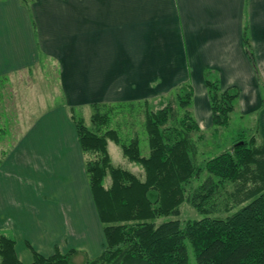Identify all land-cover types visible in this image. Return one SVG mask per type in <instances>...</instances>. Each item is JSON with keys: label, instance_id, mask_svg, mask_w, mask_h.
Wrapping results in <instances>:
<instances>
[{"label": "crops", "instance_id": "crops-1", "mask_svg": "<svg viewBox=\"0 0 264 264\" xmlns=\"http://www.w3.org/2000/svg\"><path fill=\"white\" fill-rule=\"evenodd\" d=\"M245 22L264 82V0H0V137L12 128L7 82L19 80L14 88L24 92L27 71L46 57L65 105L149 103L190 83L202 129L200 121H210L204 77L214 72L222 88L239 89V111L251 113L261 98L243 48ZM65 110H44L14 144L0 145V228L20 233L14 230L24 240L15 250L24 263L32 260L27 242L45 256L56 244L94 255L103 238ZM259 133L264 139V109Z\"/></svg>", "mask_w": 264, "mask_h": 264}, {"label": "trees", "instance_id": "trees-1", "mask_svg": "<svg viewBox=\"0 0 264 264\" xmlns=\"http://www.w3.org/2000/svg\"><path fill=\"white\" fill-rule=\"evenodd\" d=\"M19 1L28 6L33 0ZM242 43L256 80H261L247 22ZM204 85L211 127L228 125L239 89L222 88L218 78L207 76ZM169 94L156 109H149L147 100L95 103L90 124L67 106L103 235L102 250L77 264H189L187 243L194 264H264V139L239 134L231 150L198 160V142L205 136L188 108L193 88L184 83ZM125 107L137 114L147 133V155L141 154L135 123L132 132L122 131L123 139L119 122L113 121L116 108ZM108 141L139 164L142 174L114 164ZM204 171L207 175L196 184ZM183 202L202 217L177 218ZM15 244L12 233L0 228V264H75L73 257L80 252H62L56 244L45 256L27 242L32 260L24 263Z\"/></svg>", "mask_w": 264, "mask_h": 264}, {"label": "rangeland", "instance_id": "rangeland-1", "mask_svg": "<svg viewBox=\"0 0 264 264\" xmlns=\"http://www.w3.org/2000/svg\"><path fill=\"white\" fill-rule=\"evenodd\" d=\"M49 57L41 59L34 67L30 68L29 72L27 71V75L30 76L29 83H24V88L26 89V85L29 84V88L24 92L20 90V93L16 92L14 85L18 84L17 79L12 81H8L6 84V90L4 92V100L7 102L6 104V113L8 114L6 121H9L8 128L6 134L0 137V145L1 144H14L17 139L19 138L18 135L21 133V127L25 124H28L32 120H35L37 116H39L44 110L51 109L53 107H58V105H62L66 110L67 120L71 121L70 119V112L67 110V106L63 101V97L58 94L57 89L55 87L58 86V82L56 81L55 76V65L52 59H48ZM207 77L215 78L214 72L206 73ZM217 78V77H216ZM28 82V81H27ZM257 88L260 93L261 98V105L253 112H246L242 113L239 111V107L237 106L238 100L234 102V109L230 113V119L228 125L226 126H218L216 129L210 125V121L205 124V120H201L200 124L202 125V131L204 133V140L198 142L199 153H198V160H202L206 157H209L213 154L219 153L225 150H231L233 146V142L237 139L239 134H243L245 138H248L251 134H256L260 136L259 133V124L261 122V112L264 109V82L262 80H256ZM221 86V83H220ZM23 87V86H22ZM236 87V86H235ZM20 94V95H19ZM174 95V93H173ZM170 94L166 95L165 97L158 98L154 101L149 102V109H156L160 106L164 105L168 98H170ZM136 101V100H134ZM120 102H127V101H120ZM193 102V101H192ZM1 104V103H0ZM20 107L21 109H18ZM190 110L193 109V103L188 107ZM72 113L74 116H82L87 124H90V115L93 112L92 105H78V106H71ZM126 110H122L121 108H116V113L114 114L115 119L113 121H117L120 124L121 131L119 132L123 139L126 138L125 131L126 129H131L133 123H135V132L139 139V146L142 155H147L148 153V143H147V133L143 128V125L139 123L137 118V114L131 113L127 110V107L123 108ZM119 112V113H118ZM136 112V111H135ZM2 117L0 118V123ZM5 121V122H6ZM112 121V122H113ZM72 123V121H71ZM3 126V124H0ZM62 129L65 128L64 120L61 123ZM116 128V127H115ZM125 130L124 132H122ZM132 132L131 130H128ZM1 148V147H0ZM108 151L111 156V160L114 164L120 165L121 167L127 168L130 171L139 174H142V170L139 164L135 162L129 161L125 156L122 154V150L119 145L114 143L113 141H108ZM207 173L204 171L200 178L195 181L198 184ZM81 205V212L82 215L85 212ZM180 213L177 218L180 219H187V218H200L202 215L198 213L193 207H191L186 202H183L180 206ZM220 215H224V212L218 213ZM161 220V219H159ZM14 227H5L8 229L13 238L16 241V244L24 243V240L20 238L15 230ZM16 232H15V231ZM19 233V232H18ZM20 234V233H19ZM103 236V235H102ZM15 244V245H16ZM81 244V243H79ZM103 238L96 243V250L98 254L102 250ZM63 246V245H61ZM89 250H82L78 252L73 257V262L75 264L84 261L86 258H90L93 253H89ZM187 253L189 258V264H194V256L192 253V249L190 245L187 243ZM32 255V253H31ZM32 259V258H31Z\"/></svg>", "mask_w": 264, "mask_h": 264}]
</instances>
